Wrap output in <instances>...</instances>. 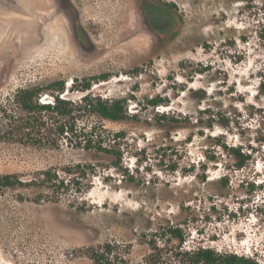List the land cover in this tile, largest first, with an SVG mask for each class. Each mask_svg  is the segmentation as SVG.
I'll return each instance as SVG.
<instances>
[{
  "label": "rangeland",
  "instance_id": "1",
  "mask_svg": "<svg viewBox=\"0 0 264 264\" xmlns=\"http://www.w3.org/2000/svg\"><path fill=\"white\" fill-rule=\"evenodd\" d=\"M249 1L0 0V109L19 89L64 80L68 99L92 93L127 111L84 118L107 151L17 143L0 112V177L16 182L0 187V264H96L89 253L106 244L110 264H146V241L167 225L187 249L264 264V216L237 213L248 182L264 199V36ZM145 5L170 21L151 26ZM225 147L253 158L237 170ZM50 170L64 186L45 180Z\"/></svg>",
  "mask_w": 264,
  "mask_h": 264
},
{
  "label": "trees",
  "instance_id": "2",
  "mask_svg": "<svg viewBox=\"0 0 264 264\" xmlns=\"http://www.w3.org/2000/svg\"><path fill=\"white\" fill-rule=\"evenodd\" d=\"M250 13L258 19L260 33L264 36V0L248 3ZM151 26L160 28L170 21L169 12L159 6L144 7ZM103 79L106 77H102ZM263 82L260 83V93L264 95ZM100 77L83 80L82 92L89 91L92 82ZM77 82V80H76ZM67 91L66 81L57 80L48 85L32 86L19 89L10 99V105L1 108V119L5 123L4 132L12 141L24 145L38 147H59L63 142L85 144L88 149L94 148L107 151L102 147L103 137L96 124L89 125L84 121L86 117H98L105 121L121 122L127 118V111L122 100H108L92 93L84 95L80 101L75 102L65 97ZM49 98V101H44ZM223 124H229L223 121ZM243 147H225L228 155L235 162V168H245L253 158V149ZM80 168V167H78ZM71 177L73 169L65 171ZM47 182L65 184V179L59 172L52 170L43 173ZM74 177L68 183L73 184ZM222 187L229 184L227 175L221 180ZM16 186L13 176L0 177V187L12 188ZM260 187L256 183L248 182V191L237 209L243 216H264V199L257 196ZM236 214V213H235ZM186 238L180 225H167L159 227L146 241L149 254L146 264H263L255 255L247 256L230 252H219L203 246L187 249ZM104 253L92 250L89 256L96 264H110L108 256L114 252L112 244H106Z\"/></svg>",
  "mask_w": 264,
  "mask_h": 264
},
{
  "label": "bare ground",
  "instance_id": "3",
  "mask_svg": "<svg viewBox=\"0 0 264 264\" xmlns=\"http://www.w3.org/2000/svg\"><path fill=\"white\" fill-rule=\"evenodd\" d=\"M133 36V35H132Z\"/></svg>",
  "mask_w": 264,
  "mask_h": 264
}]
</instances>
